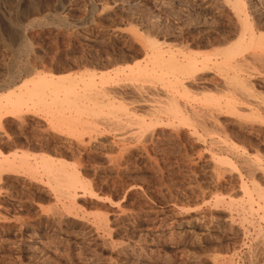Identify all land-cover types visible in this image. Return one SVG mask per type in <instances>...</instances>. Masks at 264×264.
I'll list each match as a JSON object with an SVG mask.
<instances>
[{
    "label": "rangeland",
    "instance_id": "1",
    "mask_svg": "<svg viewBox=\"0 0 264 264\" xmlns=\"http://www.w3.org/2000/svg\"><path fill=\"white\" fill-rule=\"evenodd\" d=\"M263 205L264 0H0V264H264Z\"/></svg>",
    "mask_w": 264,
    "mask_h": 264
},
{
    "label": "bare ground",
    "instance_id": "2",
    "mask_svg": "<svg viewBox=\"0 0 264 264\" xmlns=\"http://www.w3.org/2000/svg\"><path fill=\"white\" fill-rule=\"evenodd\" d=\"M239 8V7H238ZM240 12V11H239ZM241 23V22H240ZM252 36H253V34H252ZM251 36V37H252ZM259 37H261V36H259ZM259 37H256V38H259ZM263 37V36H262ZM249 38V37H248ZM250 39V38H249ZM252 39V38H251ZM242 40V39H241ZM262 41V40H261ZM239 40H238V42H236V50H238V48L240 49L241 48V45L239 44ZM242 42V41H241ZM255 43V42H254ZM147 45L149 46V48L152 50V60H151V68H150V70H147V68H148V66H145V67H143V68H141V66H139V65H137V66H135V68L133 69V70H131V71H138L139 73H142V75L144 76V79L142 80V81H144V82H152V84H159L161 87V91H163V90H165V94H163L164 96H163V98L165 99V101L163 100L162 101V99L163 98H161V93L159 94V93H156L155 91V94L153 93L152 94V92L150 93V96H151V94H152V98H150L149 100L148 99H141L140 100V105H146V108H147V105L149 106L148 108H150V109H148V111L147 112H149L150 113V115L152 116V117H156L155 119L157 120L158 118V115L160 116V115H165V116H167V117H172V119H175V118H179V116L181 115L180 113V108H179V103H178V99H177V96L178 95H181L182 94V92H184V94H185V89H184V87H183V85H182V79L180 78V76H182L183 74L180 72V68H181V66H183V65H181L177 60H176V58L174 57V53H172V52H170L169 54H168V57L167 58H165L164 57V52L162 51H160L159 49H158V47H157V45H156V43L155 42H149V40H148V42H147ZM234 45V44H233ZM232 45V46H233ZM238 45V46H237ZM245 45V44H244ZM250 45V44H249ZM243 46V45H242ZM256 46V45H255ZM235 47H233V48H235ZM251 47V46H250ZM228 48V47H227ZM246 48V47H245ZM225 49V48H224ZM234 50V49H233ZM232 49H231V46H230V50H227V51H225V53L227 52V53H229L230 52V54H236V52H235V50L233 51ZM222 52V51H221ZM233 52V53H232ZM150 53V54H151ZM223 53V52H222ZM224 54V53H223ZM229 54V55H230ZM227 56V55H226ZM231 56V55H230ZM230 56H227V57H230ZM224 57V56H223ZM185 59H186V64L184 65L185 67H192V68H195L194 66H196L195 65V61L192 59V58H186L185 57ZM207 59V58H206ZM146 61V60H145ZM199 61V60H198ZM146 65H147V63H146ZM187 65V66H186ZM206 65V64H205ZM234 66V65H233ZM157 68V69H156ZM191 68V69H192ZM190 69V68H189ZM181 70H183V73H184V69H183V67H182V69ZM191 71H193V70H191ZM187 72V71H186ZM181 73V74H180ZM221 73V72H220ZM222 75V74H221ZM223 75H225V74H223ZM235 75V74H234ZM140 78V77H139ZM227 78V77H226ZM49 79V78H48ZM193 80V79H192ZM198 80V79H197ZM141 81V80H140ZM230 83H232L231 82V80L229 81ZM225 84H227V83H225ZM135 89H138V87H136ZM143 89V88H142ZM134 90V89H133ZM138 90H140V89H138ZM138 90H136V91H138ZM145 90H147L148 91V89L146 88ZM144 90V91H145ZM156 90V89H155ZM159 89H157V91H158ZM29 91H30V89H29ZM37 91V90H36ZM35 91V92H36ZM55 91H56V89H55ZM55 91H53V95H55L54 96V98H51V99H54V102H57V94H58V92H59V90H57L56 92L57 93H55L54 94V92ZM65 91L66 92H68L66 89H65ZM150 91V90H149ZM153 91V90H152ZM33 92V91H32ZM31 92V93H32ZM70 92V91H69ZM140 92H143V90L142 91H140ZM72 93V92H71ZM138 93H139V91H138ZM24 94V93H23ZM22 94V95H23ZM30 94V93H29ZM28 94V95H29ZM34 94V93H33ZM137 94V93H136ZM144 94H145V92H144ZM195 94V93H194ZM26 95V94H25ZM37 95H39V93L37 94ZM84 95V94H83ZM141 95V94H140ZM148 95V94H147ZM24 96V95H23ZM34 97V95H30V98L29 99H31V97ZM46 96V95H45ZM69 96V95H68ZM82 96V95H81ZM142 96V95H141ZM19 97V96H18ZM32 97V98H33ZM53 97V96H52ZM145 97H148V96H145ZM28 98V97H27ZM67 98H69V97H67ZM140 99V98H139ZM23 99H21L20 98V101H22ZM39 100H41L42 101V97L39 99ZM11 101V100H10ZM18 101H19V99H18ZM62 101V100H61ZM60 101V102H61ZM69 101H70V99H69ZM14 102V101H13ZM12 102V103H13ZM63 102V101H62ZM62 102H61V104H62ZM71 102H72V100H71ZM71 102H69L68 103V105H71L72 103ZM138 102V101H137ZM22 104V102H15V104ZM59 103V102H58ZM66 103V102H65ZM71 103V104H70ZM124 103V102H123ZM135 103V102H134ZM16 104V107L18 106ZM52 104V103H51ZM11 105H13V104H11ZM52 105H54V104H52ZM137 105V104H136ZM78 106V105H77ZM12 107V106H11ZM93 107V106H92ZM77 108V107H76ZM6 109V108H5ZM61 109V108H60ZM86 109V108H85ZM88 109V108H87ZM90 109V108H89ZM14 110V109H13ZM82 110V109H81ZM142 110V109H141ZM143 111V110H142ZM196 112V111H195ZM55 113V112H54ZM131 113V112H130ZM149 115V116H150ZM143 118V117H142ZM132 119H134V118H132ZM164 119V118H163ZM159 120V119H158ZM176 120V119H175ZM162 121V120H161ZM160 121V122H161ZM172 121V120H171ZM157 122V121H156ZM151 125V124H150ZM40 156V155H39ZM20 160V159H19ZM44 162V166H45V168H47V170H48V172L50 171V173L52 172V176H53V178L56 180L55 182H58V181H62V182H64V187H71L72 188V186L74 185V177L71 175V174H69V175H67V173H65V172H63V170H62V168L61 167H54L53 166V164H51L52 162H49L48 160H44L43 161ZM263 167V166H262ZM251 168H252V166H251ZM53 169H54V171H53ZM256 169V168H255ZM254 169V170H255ZM258 169V168H257ZM46 171V170H45ZM46 173V172H45ZM76 179V178H75ZM78 180V179H77ZM54 182V181H53ZM61 182V183H62ZM59 183V182H58ZM63 186V185H62ZM76 188V187H75ZM71 190V189H70ZM246 194V193H245ZM248 205V204H247ZM264 206V205H263ZM262 220V219H261ZM257 247V246H256ZM264 250V249H263Z\"/></svg>",
    "mask_w": 264,
    "mask_h": 264
}]
</instances>
